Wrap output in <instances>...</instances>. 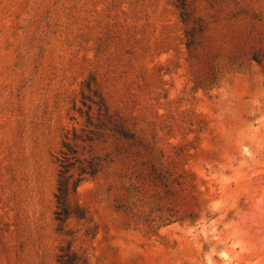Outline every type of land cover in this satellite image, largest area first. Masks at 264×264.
<instances>
[{"label": "rangeland", "instance_id": "1", "mask_svg": "<svg viewBox=\"0 0 264 264\" xmlns=\"http://www.w3.org/2000/svg\"><path fill=\"white\" fill-rule=\"evenodd\" d=\"M186 7L187 21L178 0H0V264H60L69 242L90 264H264V0ZM91 81L136 144L109 121L73 140L91 108L98 122ZM69 141L103 170L66 235Z\"/></svg>", "mask_w": 264, "mask_h": 264}, {"label": "trees", "instance_id": "2", "mask_svg": "<svg viewBox=\"0 0 264 264\" xmlns=\"http://www.w3.org/2000/svg\"><path fill=\"white\" fill-rule=\"evenodd\" d=\"M187 0H178V7L181 9L182 18L188 20ZM203 27L198 32L203 31ZM196 28H192L187 31V45L191 47L195 43ZM253 60L261 62L256 54L253 55ZM92 81L88 82L86 87L89 92H93L95 98L90 97L83 93V102L91 100L92 103L98 106V122H95L91 114L90 109L88 113V119L86 121V127L83 128L84 134L77 136L74 134L73 140L81 139L83 141L92 142L94 137L98 134L103 135L101 132L107 126L106 121H109L111 130L114 131L120 139L127 141L130 145L137 143L136 134L131 132L125 123L119 121V117L115 114H111L109 108L103 102V99L99 97L96 91H93ZM99 98V99H97ZM78 149L73 147L72 141L66 142L63 145L61 156L59 161V178L57 184V191L55 194L57 209L55 217L58 222L57 230L61 234H69L66 230L68 221L71 218L85 219L87 217V211L83 209L77 201L74 200L80 185L88 178L96 177L102 170L103 165L100 161H96L95 158H81L78 156ZM152 178L157 185L170 190V186L175 184L177 179L173 178V174L167 170H161L159 168H152ZM168 191V190H167ZM119 208H125V205H118ZM60 264H90L89 258L86 255H80L72 249V242H69L66 246H62L59 253Z\"/></svg>", "mask_w": 264, "mask_h": 264}]
</instances>
